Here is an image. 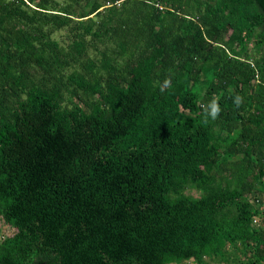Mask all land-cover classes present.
<instances>
[{
    "label": "trees",
    "instance_id": "1",
    "mask_svg": "<svg viewBox=\"0 0 264 264\" xmlns=\"http://www.w3.org/2000/svg\"><path fill=\"white\" fill-rule=\"evenodd\" d=\"M0 217V264H264V0H0Z\"/></svg>",
    "mask_w": 264,
    "mask_h": 264
},
{
    "label": "clouds",
    "instance_id": "2",
    "mask_svg": "<svg viewBox=\"0 0 264 264\" xmlns=\"http://www.w3.org/2000/svg\"><path fill=\"white\" fill-rule=\"evenodd\" d=\"M165 85H169L171 83L170 79L165 80ZM163 91V88L161 89ZM244 102V97L237 94L233 97V104L239 108ZM221 107L219 101L215 95H213L212 99L204 106V123L208 122V119L216 120L221 113ZM254 218V217H253Z\"/></svg>",
    "mask_w": 264,
    "mask_h": 264
},
{
    "label": "rangeland",
    "instance_id": "3",
    "mask_svg": "<svg viewBox=\"0 0 264 264\" xmlns=\"http://www.w3.org/2000/svg\"><path fill=\"white\" fill-rule=\"evenodd\" d=\"M191 194L196 195L197 193H191ZM13 232H14V228L4 223L0 217V239L6 235H11ZM172 264H195V262L192 259H189L182 263H172Z\"/></svg>",
    "mask_w": 264,
    "mask_h": 264
},
{
    "label": "built area",
    "instance_id": "4",
    "mask_svg": "<svg viewBox=\"0 0 264 264\" xmlns=\"http://www.w3.org/2000/svg\"><path fill=\"white\" fill-rule=\"evenodd\" d=\"M253 222H257V218L256 217L253 218Z\"/></svg>",
    "mask_w": 264,
    "mask_h": 264
}]
</instances>
